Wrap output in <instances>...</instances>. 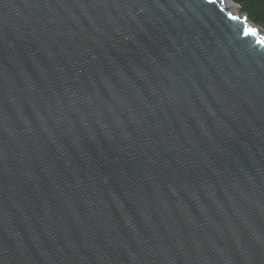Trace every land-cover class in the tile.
I'll return each instance as SVG.
<instances>
[{
	"label": "water",
	"instance_id": "obj_1",
	"mask_svg": "<svg viewBox=\"0 0 264 264\" xmlns=\"http://www.w3.org/2000/svg\"><path fill=\"white\" fill-rule=\"evenodd\" d=\"M0 264H264V29L0 0Z\"/></svg>",
	"mask_w": 264,
	"mask_h": 264
},
{
	"label": "trees",
	"instance_id": "obj_2",
	"mask_svg": "<svg viewBox=\"0 0 264 264\" xmlns=\"http://www.w3.org/2000/svg\"><path fill=\"white\" fill-rule=\"evenodd\" d=\"M240 12L256 26L264 29V0H231Z\"/></svg>",
	"mask_w": 264,
	"mask_h": 264
},
{
	"label": "bare ground",
	"instance_id": "obj_3",
	"mask_svg": "<svg viewBox=\"0 0 264 264\" xmlns=\"http://www.w3.org/2000/svg\"><path fill=\"white\" fill-rule=\"evenodd\" d=\"M240 13V12H239ZM248 20V19H247ZM249 21V20H248ZM250 22V21H249ZM253 24V23H252ZM255 25V24H254ZM258 27V26H257ZM260 28V27H259Z\"/></svg>",
	"mask_w": 264,
	"mask_h": 264
},
{
	"label": "rangeland",
	"instance_id": "obj_4",
	"mask_svg": "<svg viewBox=\"0 0 264 264\" xmlns=\"http://www.w3.org/2000/svg\"><path fill=\"white\" fill-rule=\"evenodd\" d=\"M239 12H240V10H239ZM240 14H241V15H244V14H242L241 12H240Z\"/></svg>",
	"mask_w": 264,
	"mask_h": 264
},
{
	"label": "snow or ice",
	"instance_id": "obj_5",
	"mask_svg": "<svg viewBox=\"0 0 264 264\" xmlns=\"http://www.w3.org/2000/svg\"><path fill=\"white\" fill-rule=\"evenodd\" d=\"M249 31H252L251 29H249Z\"/></svg>",
	"mask_w": 264,
	"mask_h": 264
}]
</instances>
